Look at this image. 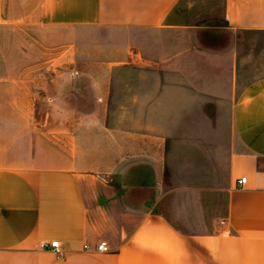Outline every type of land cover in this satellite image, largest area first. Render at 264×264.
<instances>
[{
    "label": "crops",
    "instance_id": "1",
    "mask_svg": "<svg viewBox=\"0 0 264 264\" xmlns=\"http://www.w3.org/2000/svg\"><path fill=\"white\" fill-rule=\"evenodd\" d=\"M179 2L0 0V22L34 17L132 42L101 66L106 86L92 99L111 105L116 68L127 64L131 115L84 114L96 130L69 124L53 135L67 136L66 147L0 164V264H264V70L245 76L253 37L264 34V0H223L222 23L195 25L174 19ZM12 70L4 67L0 85L13 84ZM13 104L12 94L0 101ZM126 119L132 128L110 124ZM222 171L223 210H197L209 224H179L174 217H194L187 173L200 179L204 202ZM55 239L61 254L39 246ZM100 241L107 251L96 249Z\"/></svg>",
    "mask_w": 264,
    "mask_h": 264
},
{
    "label": "rangeland",
    "instance_id": "2",
    "mask_svg": "<svg viewBox=\"0 0 264 264\" xmlns=\"http://www.w3.org/2000/svg\"><path fill=\"white\" fill-rule=\"evenodd\" d=\"M222 10L223 0H180L173 17L188 25L219 24L223 20ZM117 34L103 28L48 25L34 17L15 23L0 22V77L7 66L13 69L14 78L12 85H0V101L10 94L14 101L13 106L0 105V164H25L33 156H45L53 148L66 147L67 136L61 141L53 135L57 133L55 130L69 124L82 123L87 132L96 130L99 123L95 118L87 117L85 123L80 121L84 114L101 115L105 108L116 114L131 115L132 72L124 67L127 64H118L116 68L107 95L112 104L102 107L92 102L95 86L99 91L106 86L108 75L101 72V66L118 60L119 52L132 48L131 40L118 41L122 33ZM253 38L256 43L253 71L245 75L249 78L264 70V34ZM20 67H29L28 73L21 74ZM20 75L28 76L26 84L16 82ZM51 98H57V104H51L48 100ZM5 109L7 121L3 119ZM110 124L132 128L133 122L126 119ZM187 175L182 182H188L189 187L183 194L189 196L188 206L194 217L174 219L182 225L209 224L210 217L197 218L196 212L204 208L207 215L223 210V171L218 175L219 181L215 180V187L210 190V186L204 187L201 193V197H206L204 202H200V179ZM204 182L212 184L210 179Z\"/></svg>",
    "mask_w": 264,
    "mask_h": 264
},
{
    "label": "built area",
    "instance_id": "3",
    "mask_svg": "<svg viewBox=\"0 0 264 264\" xmlns=\"http://www.w3.org/2000/svg\"><path fill=\"white\" fill-rule=\"evenodd\" d=\"M237 182H238V184L243 185L246 182V176H243V177L239 178ZM221 223H224V220H221ZM39 246L42 247V248L51 249L54 252H56L58 254H61L60 243H59V240H57V239L52 240L49 243L42 242V243L39 244ZM96 249L98 251H107L109 248H108V245H107L106 241H100L96 245Z\"/></svg>",
    "mask_w": 264,
    "mask_h": 264
}]
</instances>
